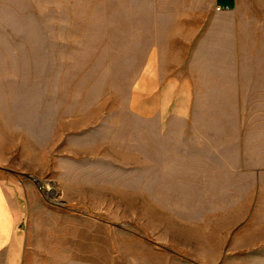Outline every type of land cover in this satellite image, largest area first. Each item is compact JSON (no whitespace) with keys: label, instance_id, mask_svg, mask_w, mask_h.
<instances>
[{"label":"rangeland","instance_id":"obj_1","mask_svg":"<svg viewBox=\"0 0 264 264\" xmlns=\"http://www.w3.org/2000/svg\"><path fill=\"white\" fill-rule=\"evenodd\" d=\"M190 2L0 0V158L23 207L18 264H264V202L233 213L240 203L199 191L191 202V163L205 155L188 118L160 124L144 97L153 52L171 43L183 62L198 43ZM236 13L231 34L264 38V0Z\"/></svg>","mask_w":264,"mask_h":264},{"label":"crops","instance_id":"obj_2","mask_svg":"<svg viewBox=\"0 0 264 264\" xmlns=\"http://www.w3.org/2000/svg\"><path fill=\"white\" fill-rule=\"evenodd\" d=\"M241 4L242 0H192L185 9L192 12L189 21L201 28V36L191 55L178 62L167 42L163 54L155 51L149 57L147 67L153 63V68L143 71L144 79L154 76V85L142 83L144 97L157 107L158 122L188 118L190 140L201 148L197 154L205 155L196 168L191 163L190 201H198L199 191L205 195L201 202L240 203L229 213L244 210L247 202H264V38L230 33L237 24L230 23L229 17L237 15ZM216 140L221 146L215 145ZM9 167L0 158V264H18L22 249L17 227L23 220V207L10 186L16 181L5 174ZM247 179L253 180L248 192ZM213 193L219 194L216 199L210 198ZM247 194L253 197L247 199ZM7 250L12 251L8 263Z\"/></svg>","mask_w":264,"mask_h":264},{"label":"built area","instance_id":"obj_3","mask_svg":"<svg viewBox=\"0 0 264 264\" xmlns=\"http://www.w3.org/2000/svg\"><path fill=\"white\" fill-rule=\"evenodd\" d=\"M219 9H221V8H218L217 10H219Z\"/></svg>","mask_w":264,"mask_h":264}]
</instances>
